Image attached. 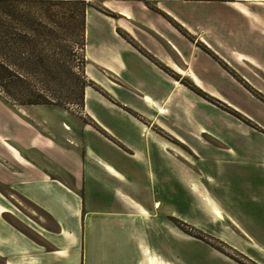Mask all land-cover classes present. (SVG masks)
Here are the masks:
<instances>
[{
  "label": "crops",
  "instance_id": "1",
  "mask_svg": "<svg viewBox=\"0 0 264 264\" xmlns=\"http://www.w3.org/2000/svg\"><path fill=\"white\" fill-rule=\"evenodd\" d=\"M115 1L105 0V6L117 17L86 18V40L90 27L95 32L91 55L86 41L87 60L96 69L91 78L108 96L85 87L83 115L89 122L80 124V134L74 119L70 125L48 124L0 100L11 115L0 116V186L50 221L27 223L35 237L22 230L6 218L11 210L0 190V264H174L163 258L164 221L157 217L162 206L171 209L168 200L179 193V167L161 174L160 193L152 194L144 177L151 145L157 144L162 156L169 145L158 131L189 146L191 160L203 167L199 182L218 200L220 214L237 220L253 214L264 223V101L242 84L264 94V0H146L155 1L154 9L136 0ZM236 41L253 42L261 52L251 56L234 48ZM182 76L261 130L221 122L213 127V115L222 113L183 84ZM37 105L42 104L29 106ZM249 136L252 141L243 143ZM232 137L239 143L228 144ZM244 174L249 177L240 180ZM159 194L167 195L166 201Z\"/></svg>",
  "mask_w": 264,
  "mask_h": 264
},
{
  "label": "rangeland",
  "instance_id": "2",
  "mask_svg": "<svg viewBox=\"0 0 264 264\" xmlns=\"http://www.w3.org/2000/svg\"><path fill=\"white\" fill-rule=\"evenodd\" d=\"M117 1L119 0L115 2ZM136 1L150 9L155 8V1ZM89 3L92 6L87 8L86 18L88 14L90 16L117 17L115 12L105 6L107 4H105V0H21L20 2L0 0V22L15 26V30H9L15 31V42L10 47H1L0 51L6 56L11 55L6 57L9 61L6 62L14 69L12 72L15 75L12 77L13 83L4 85V80H0V100L10 110L19 113L30 112L33 116L44 117L48 124L59 126L62 124L61 122L70 125L74 119L78 134H80V124L89 122V118L83 115L84 100L81 102L82 97L84 99L85 87L90 86L108 96L107 92L91 78L92 72L96 69L87 60L86 41L88 42V53L91 55L95 42V32L92 27H90L88 40H86L85 31V47L82 46L81 13L82 7ZM177 30L185 38H189L187 30L178 23ZM117 32L129 42L132 41L131 36L122 28H118ZM19 34L25 36L27 44L20 43ZM233 46L251 56L261 52V48L250 41H244V43L236 41ZM185 65L186 63L183 62L180 66ZM228 69L231 70L229 66ZM100 72L107 78L111 76L107 71L101 70ZM181 81L185 85L189 82L186 76H182ZM242 84L255 97L264 101L263 92L249 87L243 82ZM192 86L194 87L191 84L188 88L191 89ZM199 91L207 95L204 98L213 105L214 109L222 113V116L213 115V127H218V122H221L222 127L261 130L253 120L235 110L227 102L212 97L201 89ZM195 92L197 93V91ZM235 94L238 95L237 92ZM33 99L54 101L61 106H44L42 104L33 107L24 104V102ZM91 101L93 100H90L89 103H92ZM124 109L136 116L130 108L125 107ZM107 111L110 116L114 114L112 110ZM9 113L6 107L0 105L1 117L11 119ZM171 118L168 115L166 120L171 121ZM10 119L8 122H11ZM12 124L15 126V122ZM131 129L136 130L137 127L133 124ZM158 134L169 145L164 146L163 156L157 144L151 145L152 151L148 152L146 163L148 165L144 169L147 188L152 194L160 193L157 190L162 187L158 182L162 173L171 175L179 167L181 174L179 193L175 194L173 200H168L170 203L172 202L171 209L166 210L165 206H162L158 211L157 221L160 222L162 219L164 221L161 237L158 235L164 241L163 258L165 260L170 258L174 264H264V223L259 221L263 217L255 215L253 217V214L247 213L238 217L241 220L239 221L237 217L220 214L217 211H220L218 200H211L209 194L205 192L203 184L199 182L204 172L203 167L198 162L193 163L190 158L191 149L189 146L180 143L178 138L170 137L165 132L158 131ZM210 137H212V143H222L214 136ZM240 138L238 136L239 141H241ZM235 139L232 137L228 144L239 143ZM250 141H252L251 136L243 137V143H250ZM153 175L157 181L154 180ZM248 177V174H244L239 179ZM217 185L211 187L214 189ZM0 190L4 194L2 201L11 210L6 214V218L14 225L32 234L27 223L32 224L33 221L50 224L41 211L20 196L13 195L7 186H0ZM140 196L142 195L139 193L135 194L136 198L142 200ZM162 196L164 199L161 200L166 201L167 195L163 194ZM238 200L242 205L248 202L246 196H241ZM161 212H164L163 215ZM166 220H169V228H167ZM252 221H254L253 225H251ZM32 235L34 236V234ZM170 242L173 243L172 249L169 247Z\"/></svg>",
  "mask_w": 264,
  "mask_h": 264
},
{
  "label": "trees",
  "instance_id": "3",
  "mask_svg": "<svg viewBox=\"0 0 264 264\" xmlns=\"http://www.w3.org/2000/svg\"><path fill=\"white\" fill-rule=\"evenodd\" d=\"M2 1H5V2H20L21 0H2ZM32 1H35V0H32ZM89 6H92V4H90V3L89 4H85L82 7V13H81L82 16H81V20H80V27H81V34H82L81 37H82V46H83V48L85 47V31H86V16L85 15H86V12H87V8ZM31 28L33 29V27H31ZM9 30H15V26L6 25V24H3V23L0 22V51H1V47L2 48L4 46L5 47L6 46L10 47L13 44V42H15V39H16L15 35H14L15 31H9ZM18 39H19L20 43L27 44V42H28V41L25 40V36H22L21 34H19V38ZM10 56L11 55L6 56L5 53L1 54V52H0V80H4V83H3L4 85L6 83H13L12 77H15V75H13V73H12L14 69H12V67H10L8 65L9 61L6 59V57H10ZM6 61H8V62H6ZM14 79H17V78H14ZM188 84H186V85L188 87H190L191 84L189 82H188ZM84 86H85V83H84ZM191 89H193L194 91H197V93H199L203 97L207 96L203 92L199 91V89H197V88H195L193 86L191 87ZM81 100H82L81 102H83V100H84L83 97H82ZM24 104H27V105L45 104V105L61 106L60 104H57L54 101H50L49 102V101L41 100V99L29 100L27 102H24Z\"/></svg>",
  "mask_w": 264,
  "mask_h": 264
}]
</instances>
